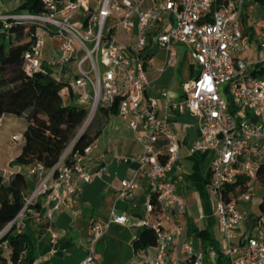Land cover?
I'll list each match as a JSON object with an SVG mask.
<instances>
[{"label":"built area","instance_id":"1","mask_svg":"<svg viewBox=\"0 0 264 264\" xmlns=\"http://www.w3.org/2000/svg\"><path fill=\"white\" fill-rule=\"evenodd\" d=\"M42 1L46 5L42 15L0 14L1 21L12 18L35 26L32 46L22 57L25 73L42 68L44 38L52 37L60 42V50L58 59L50 64L51 75L67 78L79 103L87 105L86 126L99 107L110 109L115 98H120L117 114L142 147L132 161L148 181L139 226L154 231L156 255L145 264H203V252L190 248L182 258L166 259L183 229L166 230L163 219L173 222L184 212L185 201L177 193L174 176L181 168L177 135L168 132L166 120L158 116L156 99L143 105L150 89L147 50L155 43L166 51L170 62L176 57L172 44L183 45L199 67L184 86V99L171 106L187 109L198 122L199 137L188 154L212 155L207 191L229 243L244 218L238 203L253 199L256 172L264 159V77L258 75L264 70V7L257 4L262 26L253 54L245 33L244 0H66L62 7L56 0ZM161 96L165 98L166 92ZM20 139V135L12 137L13 141ZM93 148L91 144L75 153L66 164L68 149L50 170L40 164L23 170L35 187L20 212L0 231V252L5 258L0 264H18L10 258L5 237L22 234L29 222H48L49 254L57 251L58 234L50 226L53 211L80 195L84 184L102 177L106 170L101 166L93 171ZM136 188L133 179L120 181L108 220L91 224L86 254L78 264H95L96 244L109 225L127 223L128 215L115 204L132 202ZM153 197L159 207L156 212ZM259 226L264 227V221ZM225 254L228 264H264V238L248 237L237 248L229 246ZM30 264L51 263L33 260Z\"/></svg>","mask_w":264,"mask_h":264},{"label":"crops","instance_id":"2","mask_svg":"<svg viewBox=\"0 0 264 264\" xmlns=\"http://www.w3.org/2000/svg\"><path fill=\"white\" fill-rule=\"evenodd\" d=\"M21 2L22 0H0V11L2 7L11 12ZM255 13L258 12L253 10V12L245 13V33L251 41L253 54H255L258 27L262 26L259 13L258 15ZM154 47L160 49L152 42L147 50L149 64L146 66V76L150 82V89L145 95L143 105L149 99H156L158 116L166 120L168 132L177 135L181 168L174 172V176L178 181L177 193L185 201L184 212L177 215L173 222L166 223L163 219V227L166 230H171L174 226L183 229L166 259L182 258L185 255V249L190 248L193 252H203V264H228L225 252L229 246L237 248L248 237L264 238V227L259 226L260 222L264 221V210L259 208V212L253 211V205L256 204L254 197L249 202L240 201L238 207L244 214V218L234 229V238L229 243L226 241L218 223L214 199L207 191L209 181L206 183V177L210 171L212 155L209 153H196L192 156L188 154L189 147L199 137L198 122L187 109L180 110L171 106L184 99V86L194 78L197 71L183 76L181 82L172 81L167 74V69H164V65L169 63L166 58L161 69L156 67L157 60L150 55ZM59 50L60 42L57 39L44 38L43 65L50 71V64L58 59ZM161 50L164 49L161 48ZM174 52L176 57L170 62L178 60V53L175 50ZM183 58H189L196 64L189 53L188 55L185 53ZM162 92H166L165 98L161 96ZM26 126L27 122L23 117L4 114L0 118V171L3 172L6 180L13 173L23 172L26 169L12 164L21 152L22 133ZM15 135H20L21 139L13 141L12 137ZM93 144L94 148L90 154L94 159L93 171L101 166H104L106 170L102 177H94L89 183L84 184L80 195L69 198L67 205L53 211L50 226L58 234L59 247L52 256L49 254L52 245L47 232L48 222L44 219L38 223L29 222V228L36 239L37 258L35 260L48 261L51 264H78L86 254L91 224L95 221L108 220L109 210L116 200L120 181L133 179L137 188L132 202L118 201L115 204L119 212H125L128 215V221L124 225L114 223L109 225L98 242L103 243L104 248L100 254H97L95 264H145L156 255L155 247L134 252L132 246L136 234L141 229L139 221L148 190L145 174L138 171L137 163L132 161L142 152V147L134 139L127 122L118 114L108 115L100 135ZM261 201L262 198L258 206ZM72 210L76 211L75 216ZM194 230H207L210 233V239L198 238Z\"/></svg>","mask_w":264,"mask_h":264},{"label":"trees","instance_id":"3","mask_svg":"<svg viewBox=\"0 0 264 264\" xmlns=\"http://www.w3.org/2000/svg\"><path fill=\"white\" fill-rule=\"evenodd\" d=\"M62 7L66 0H56ZM264 7V0H254ZM46 13L42 0H22L11 12L4 15ZM35 26L22 20L7 18L0 20V118L4 114L23 117L27 126L22 133L23 146L13 161L14 166L29 168L38 164L46 170L52 169L69 149L65 163H71L75 153L94 143L100 135L109 114L118 112L119 97L115 98L110 109L99 107L87 127L80 132L88 116V108L78 102V96L71 90L65 77H55L45 67L32 74L25 73L22 66L24 52L33 43ZM264 77V70L258 72ZM96 119V122L94 123ZM79 135V136H78ZM211 171L208 172L206 183ZM257 182L264 188V162L256 172ZM247 182V180L245 181ZM35 187V181L29 180L21 171H17L6 180L0 171V231L11 222L23 208L25 197ZM154 211L159 207L152 198ZM36 208H39L38 205ZM264 210V196L259 204ZM202 240H209L207 230H194ZM11 247L10 258L18 264H30L37 258L35 234L27 224L26 230L19 235L9 233L6 237ZM156 245V235L150 227H141L132 246L134 252L143 251ZM25 251V254L22 253ZM0 259L4 256L0 252Z\"/></svg>","mask_w":264,"mask_h":264},{"label":"rangeland","instance_id":"4","mask_svg":"<svg viewBox=\"0 0 264 264\" xmlns=\"http://www.w3.org/2000/svg\"><path fill=\"white\" fill-rule=\"evenodd\" d=\"M247 6H253L254 7V11H256V12H258L260 14L259 6L257 5V3L254 0H244V9H243V11H248L247 10L248 9ZM1 9L2 10L0 11V14H2V15L6 14V13H8L10 11V10L7 11V10H5L2 7H1ZM250 12H253V10L250 11ZM258 13H255V14L258 15ZM258 30H259V27H258ZM47 40L48 39L46 38V41ZM172 48H173V50H175L178 53V57H177L178 60H177V62H169V63L165 64L164 65V69H167V74L171 77L172 81L181 82L182 79H183V76H187L188 73H190V72L191 73L196 72L199 67L196 64H194L189 58L188 59L187 58L186 59L183 58L185 53L187 55L189 53V50H188V48L186 46L172 44ZM150 55H151L152 58H155L157 60L156 67H158L160 69L163 67V64L165 63V58L168 59V56H166L167 54H166L165 50H161V48L159 49L157 47H154L150 51ZM95 122H96V119H95L94 123ZM84 127L85 128L87 127L86 126V121L82 125V127L79 129L78 132H80ZM66 151L63 153L62 156H64L66 154ZM262 196H264V188H262V186L259 185L258 183H255V186H254V199H256L255 200L256 204L253 205V211L256 212V213L259 212L258 202H259V200H261ZM103 248H104L103 243L96 244V247H95L96 256H97V254H100L102 252Z\"/></svg>","mask_w":264,"mask_h":264},{"label":"water","instance_id":"5","mask_svg":"<svg viewBox=\"0 0 264 264\" xmlns=\"http://www.w3.org/2000/svg\"><path fill=\"white\" fill-rule=\"evenodd\" d=\"M84 129H85V127L80 131L79 135L82 133V131H83ZM79 135H78V136H79Z\"/></svg>","mask_w":264,"mask_h":264}]
</instances>
